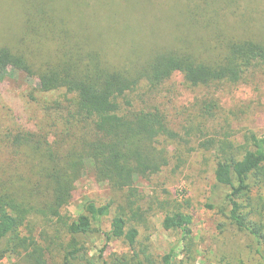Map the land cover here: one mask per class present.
Masks as SVG:
<instances>
[{"label": "trees", "instance_id": "obj_1", "mask_svg": "<svg viewBox=\"0 0 264 264\" xmlns=\"http://www.w3.org/2000/svg\"><path fill=\"white\" fill-rule=\"evenodd\" d=\"M29 4L20 44L32 32L49 30L55 52L38 56L0 45V81L11 69L36 78L44 93L64 90L70 96L65 104L59 99L38 102L41 117L34 130L17 126L8 137L15 159L0 165V260L11 255V264H158L139 239L146 217L135 181L169 166V149L161 141L179 136L159 108L131 111L122 108L121 100L142 85L155 89L175 73L194 87L237 83L251 69L264 67V40L231 37L222 53L204 59L184 49L156 50L141 67H119L99 50H85L83 42L66 41L67 31L59 29L65 22L59 24L44 5ZM216 106L205 102L204 115L214 118ZM233 137L227 133L199 144L216 159L205 206L248 234L264 263V197L257 205L252 196L264 187V135L248 132L242 142ZM88 163L96 180L128 192L109 230L102 224L112 214L110 204L89 200L74 219L66 211ZM192 222V215L171 211L163 227L187 240ZM96 239L104 246L92 253ZM118 241L127 251L106 256L109 245ZM173 257L171 251L162 264H172Z\"/></svg>", "mask_w": 264, "mask_h": 264}, {"label": "rangeland", "instance_id": "obj_2", "mask_svg": "<svg viewBox=\"0 0 264 264\" xmlns=\"http://www.w3.org/2000/svg\"><path fill=\"white\" fill-rule=\"evenodd\" d=\"M29 3L46 6L53 19L65 22L59 29L67 31L66 41L83 42L85 50H99L105 60L119 67H141L148 53L156 50L184 49L204 59L222 53L225 40L231 37L264 40V0H0V45L20 47L38 56L54 54L56 45L49 40V30L32 32L20 44ZM65 94L64 90L44 93L36 78L10 69L0 81V165L6 167L15 159L8 137L19 127L34 130L41 117L38 102L59 99L65 104V97L70 96ZM210 101L217 103L214 118L202 110ZM121 105L131 111L159 108L179 136L161 141L169 149V166L135 181L146 217L139 226V239L158 264L171 251L172 264H264L248 234L231 225L220 211L205 206L216 159L199 147L202 141L227 133L239 142L248 132L264 135V67L251 69L237 83L206 87L191 86L182 74L175 73L155 89L142 85L130 92ZM127 193L96 180L93 165L88 163L66 211L74 219L89 200L110 204L112 214L102 224L109 230ZM252 196L260 205L264 187L255 189ZM179 210L193 217L192 235L187 240L180 232L163 227L166 213ZM94 242L97 250L92 253H97L104 241ZM123 251L127 248L121 242H113L106 256ZM14 260L7 255L0 264Z\"/></svg>", "mask_w": 264, "mask_h": 264}]
</instances>
